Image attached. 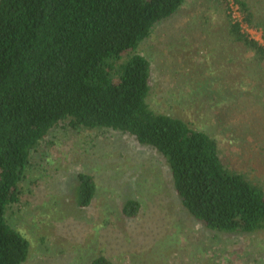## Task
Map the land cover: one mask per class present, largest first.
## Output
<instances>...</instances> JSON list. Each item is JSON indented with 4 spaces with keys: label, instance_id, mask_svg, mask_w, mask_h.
I'll use <instances>...</instances> for the list:
<instances>
[{
    "label": "rangeland",
    "instance_id": "obj_1",
    "mask_svg": "<svg viewBox=\"0 0 264 264\" xmlns=\"http://www.w3.org/2000/svg\"><path fill=\"white\" fill-rule=\"evenodd\" d=\"M245 1L264 20V0ZM231 6L186 0L156 25L139 49L152 68L148 102L214 137L227 164L264 186V70L231 39ZM243 31L262 39L260 27ZM42 150L44 161L23 183L26 195L7 212L30 241L24 264H90L101 254L114 264H264V232L203 227L183 209L162 154L134 137L60 125ZM82 172L97 183L83 210L75 205ZM130 198L142 206L132 220L121 211Z\"/></svg>",
    "mask_w": 264,
    "mask_h": 264
},
{
    "label": "trees",
    "instance_id": "obj_2",
    "mask_svg": "<svg viewBox=\"0 0 264 264\" xmlns=\"http://www.w3.org/2000/svg\"><path fill=\"white\" fill-rule=\"evenodd\" d=\"M186 0H0V264H24L30 241L7 219L26 195L27 173L44 161L51 130H114L157 150L166 160L183 209L210 231L264 232V186L220 154L217 140L149 104L151 63L140 53L156 25ZM229 5L230 0H221ZM231 39L264 70V20L245 0H232ZM263 31L260 42L242 24ZM41 159V160H38ZM75 205L94 202L97 183L77 176ZM127 199V219L141 213ZM90 264H114L101 254Z\"/></svg>",
    "mask_w": 264,
    "mask_h": 264
},
{
    "label": "built area",
    "instance_id": "obj_3",
    "mask_svg": "<svg viewBox=\"0 0 264 264\" xmlns=\"http://www.w3.org/2000/svg\"><path fill=\"white\" fill-rule=\"evenodd\" d=\"M231 8H232V15H233V17L235 18V20H237V21H239V22H242V17H241V15H240V12H239V9H238V7L236 6V5H234L233 3H232V6H231ZM242 28L243 29H247V30H249L250 32L254 29V28H250L249 26H247L246 24H242ZM252 29V30H251ZM252 37V36H251ZM253 38V37H252ZM255 39V38H254ZM256 40H258V39H256ZM258 41H260V42H263V39H260V40H258Z\"/></svg>",
    "mask_w": 264,
    "mask_h": 264
}]
</instances>
